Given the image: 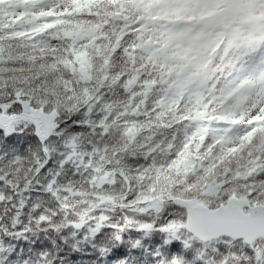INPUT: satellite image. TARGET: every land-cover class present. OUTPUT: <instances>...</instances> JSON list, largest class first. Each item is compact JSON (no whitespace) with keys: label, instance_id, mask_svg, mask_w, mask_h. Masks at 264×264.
Wrapping results in <instances>:
<instances>
[{"label":"snow or ice","instance_id":"1","mask_svg":"<svg viewBox=\"0 0 264 264\" xmlns=\"http://www.w3.org/2000/svg\"><path fill=\"white\" fill-rule=\"evenodd\" d=\"M0 264H264V0H0Z\"/></svg>","mask_w":264,"mask_h":264}]
</instances>
